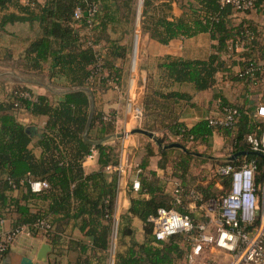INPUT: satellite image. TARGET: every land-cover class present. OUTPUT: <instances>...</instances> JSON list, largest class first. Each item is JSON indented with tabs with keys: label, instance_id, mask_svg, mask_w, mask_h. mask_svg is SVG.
<instances>
[{
	"label": "trees",
	"instance_id": "16d2710c",
	"mask_svg": "<svg viewBox=\"0 0 264 264\" xmlns=\"http://www.w3.org/2000/svg\"><path fill=\"white\" fill-rule=\"evenodd\" d=\"M186 1L191 5L182 16L174 17L173 4L184 8ZM138 4L139 0H0L1 9H14L3 17L0 27L28 21L38 22L42 29V35L21 58L23 71L47 73L49 80L64 78L67 87L76 88L53 101L50 96L16 86L9 99L0 102V220L16 213L15 229L25 227L33 237L50 244L55 255L64 249L77 251L76 264H109L115 228L121 242L129 241L124 243L125 250L116 251L114 264H176L183 260L199 230L158 241L149 218L160 208L185 212L192 190L205 201L229 192L231 178L221 175L218 168L212 178L207 168L195 174L201 164L239 168L254 161L256 183L264 182V154L253 152L247 142L248 136L264 132V119L247 104L223 101L220 115L237 110L232 125H211L209 120L216 118L212 116L189 128L181 120V109L193 96L174 89L191 84L195 91L203 92L216 85L219 75L236 77L246 88L261 85L259 105L264 104V0H254L246 11L223 6L219 0H142L141 28L152 39L168 44L173 39L209 33L214 52L207 59L167 56L157 66V80L148 76L142 129L155 136L140 147L138 179L141 195L149 198L133 197L130 209L116 226L118 173L113 171L109 179L106 169L120 162L121 138L116 135V115L99 109L96 98L122 86L129 46L113 39L111 31L121 23L132 25ZM77 9L82 12L80 18L75 16ZM239 14L242 18L236 24ZM21 110L48 117L40 136H32L18 121ZM215 134L224 139V159L210 154ZM175 143L180 146L169 147ZM94 149L99 169L86 173L84 161ZM238 153L237 161L229 159ZM156 156L183 189L181 205L166 192L165 180L150 169ZM36 180L46 181L49 188L33 192L30 184ZM134 218L144 223L143 242L135 239ZM43 222L49 228H43ZM199 222L195 219L194 225ZM70 226L77 227L86 240H67ZM9 252L10 247L0 251V259H7Z\"/></svg>",
	"mask_w": 264,
	"mask_h": 264
},
{
	"label": "crops",
	"instance_id": "0c3cea01",
	"mask_svg": "<svg viewBox=\"0 0 264 264\" xmlns=\"http://www.w3.org/2000/svg\"><path fill=\"white\" fill-rule=\"evenodd\" d=\"M25 2V0H22ZM186 6L182 8L177 4H173L171 14L174 17H180L191 5L190 2H185ZM14 9L0 8V25L3 17L13 12ZM142 11V0H139L137 16L132 25L124 26L122 23L111 31L113 39H121V43L129 46V59L125 69V77L122 86L119 88H112L104 94H99L96 98V105L105 113L113 112L116 115V135L121 139V157L128 156L133 167L128 168L127 171L119 178L118 177V194L115 205V220L117 225L123 214L128 212L131 206V199L133 197L142 196L149 198L148 195H141L132 189V183L136 178H139L136 173V168H139L140 163V147L152 140L146 135L136 133L132 134L135 129H142V119H137V111H142L143 99L146 92V85L149 75H153L157 80L158 64L167 57H176L184 59H207L214 52V41L211 39L209 33H202L192 38L173 39L168 44H162L152 39L149 33L141 28L140 16ZM254 17V16H253ZM241 14L237 15L234 20L236 24L241 21ZM255 18V17H254ZM42 35V29L38 22H15L8 23L0 27V102L9 99L10 94L16 86H23L31 90L35 95L50 96L53 101H59L62 95L75 89L67 87L64 78L49 80L47 73H26L21 67V58L30 43ZM122 61L118 62L121 65ZM176 90L187 92L193 96L190 104H184L181 109V120L189 128H192L197 123L212 116L220 115V106L222 102L236 103L239 105L247 104L248 108H252L257 112L258 105L262 91L261 85H252L246 88L245 84L240 82L236 77L225 78L219 75L216 85L203 92H197L191 84L177 85ZM18 121L27 126H34L40 133V130L47 123L48 117L45 115L35 116L25 110L17 113ZM128 132L130 136L123 139L124 133ZM155 136V133H153ZM36 139L34 144L36 143ZM212 150L216 152L219 157H224L225 145L224 139L215 134L211 139ZM218 146L222 145L219 149ZM198 148L203 149L202 146ZM36 154L40 155V150H36ZM243 154V153H241ZM236 155V157H234ZM229 156L232 161H237L240 153ZM215 157V156H214ZM163 160L160 156H156L151 160L150 169L157 172L160 179L165 180L166 192L174 196L175 184L179 183L176 179L169 177L171 174L169 168H163L161 165ZM84 169L86 173H92L99 169L97 164V153L94 158H87L84 161ZM140 169V168H139ZM115 169H106L108 178L111 179ZM221 188L220 184H217ZM187 206H191L189 212L195 219H203V211L199 207L200 203H193L187 201ZM191 204V205H190ZM195 206V207H194ZM16 213H10L1 225V232L3 234L10 233L14 230L18 231L15 241L10 247L8 258L0 259V264H20L24 256V252L36 255L40 246L46 241L40 238L33 237L25 227L15 229V221L17 219ZM132 226L135 230V239L138 242H143L144 223L139 218H134ZM67 240H86L81 231L74 226H70L67 230ZM89 241V240H88ZM127 238L121 242L114 232L112 239V259L109 264H114V257L116 251H123L126 248L124 243L128 242ZM47 243V242H46ZM206 253L210 259L215 260L229 259L228 255L217 248H210L204 252L203 261L207 259ZM215 253V254H214ZM50 262L48 264H76L78 260L77 251H69L64 249L61 255H55L53 252L49 256ZM202 262L200 264H202Z\"/></svg>",
	"mask_w": 264,
	"mask_h": 264
},
{
	"label": "built area",
	"instance_id": "2783aa9c",
	"mask_svg": "<svg viewBox=\"0 0 264 264\" xmlns=\"http://www.w3.org/2000/svg\"><path fill=\"white\" fill-rule=\"evenodd\" d=\"M219 1L221 5H231L238 11L249 10L254 4V0ZM75 16L76 18L82 16L80 9L76 10ZM236 114V109H229L226 116H217L209 122L211 125L230 126ZM256 114L264 119V104L258 106ZM142 116V111H137V119H142ZM129 136L130 134L126 132L122 138L127 139ZM247 142L253 152L264 154V132L260 136H248ZM96 153L95 149L92 150L89 158H94ZM131 167H133L131 159L122 156L116 167L110 165L108 169H115L120 178ZM217 170L221 175L231 178L230 190L225 196L205 201L203 196L194 190L188 194L189 201L200 203L199 207H194L201 208L204 212L203 221L194 225L195 218L191 211L189 212L191 206H187L185 212L174 208H160L156 215L149 218L153 225L154 238L165 241L178 233L188 234L194 228L199 230V234L192 239L191 249L184 259L176 264H200L204 252L210 248H217L226 253L229 257L226 264H264V182L262 185L256 183L257 164L251 161L239 168L226 165ZM136 173L139 175L141 169L136 168ZM30 186L35 193L49 188V184L42 180L31 181ZM132 189L136 193L141 192L142 187L138 178L133 181ZM182 193L183 189L176 183L174 196L178 205L182 204ZM257 220H260L259 225L256 224ZM2 223L3 219L0 220V228ZM41 225L43 228H49L44 222ZM17 234V230L3 234L0 229V251L11 247ZM206 262L205 260L202 264Z\"/></svg>",
	"mask_w": 264,
	"mask_h": 264
},
{
	"label": "water",
	"instance_id": "95a60500",
	"mask_svg": "<svg viewBox=\"0 0 264 264\" xmlns=\"http://www.w3.org/2000/svg\"><path fill=\"white\" fill-rule=\"evenodd\" d=\"M27 132L30 133L32 136H40L39 132L37 131V128L34 126L27 127ZM136 133H140L148 136L151 139H154V134L144 129L138 128L132 132V134ZM174 146L179 147L180 145L175 143L170 145L169 147ZM234 157H236V155ZM52 252L53 248L51 247V245L45 242L40 246L36 255L24 252V256L21 259L20 264H48L50 262L49 256L52 254Z\"/></svg>",
	"mask_w": 264,
	"mask_h": 264
},
{
	"label": "rangeland",
	"instance_id": "374dc122",
	"mask_svg": "<svg viewBox=\"0 0 264 264\" xmlns=\"http://www.w3.org/2000/svg\"><path fill=\"white\" fill-rule=\"evenodd\" d=\"M214 145H217V147H219V149L220 148H222V145L220 146H218V144H215L214 143ZM221 150V149H220ZM209 154V153H208ZM210 154L211 155H213V156H215V158H222V159H224L225 157H219V156H217L216 155V152H213V150H211V152H210ZM222 159H220V160H222ZM197 165H199V163H197ZM221 166L220 165H217L216 167H213V165H212V163L211 162H207L206 164H201V166H199V167H197L195 170H194V172H195V174H199L200 172V169L201 168H207L206 170H207V172L209 173V176L212 178V176H211V173L213 174V173H215V171H216V169L217 168H220ZM258 174H260V173H258ZM208 176V177H209ZM261 209H262V207H261ZM261 212V211H260ZM198 220V219H197ZM200 222L201 221H203V220H199ZM206 252V251H205ZM215 254V253H214ZM207 255H212V254H210V253H206V256ZM213 256V255H212ZM229 259H223V260H219V259H217V260H215L214 258H209L208 256H207V259H206V264H214V262H216V263H220V264H226L227 263V261H228Z\"/></svg>",
	"mask_w": 264,
	"mask_h": 264
}]
</instances>
